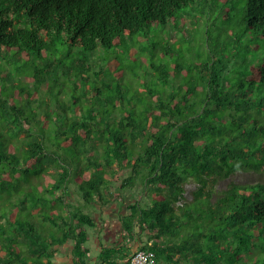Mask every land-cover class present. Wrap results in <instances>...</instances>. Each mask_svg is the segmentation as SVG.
Instances as JSON below:
<instances>
[{"label":"trees","instance_id":"trees-1","mask_svg":"<svg viewBox=\"0 0 264 264\" xmlns=\"http://www.w3.org/2000/svg\"><path fill=\"white\" fill-rule=\"evenodd\" d=\"M241 170L264 173V0H0V264H88L86 207L138 183L119 219L158 264H264Z\"/></svg>","mask_w":264,"mask_h":264},{"label":"rangeland","instance_id":"rangeland-1","mask_svg":"<svg viewBox=\"0 0 264 264\" xmlns=\"http://www.w3.org/2000/svg\"><path fill=\"white\" fill-rule=\"evenodd\" d=\"M219 27H222L221 21L218 24ZM187 43V44H186ZM184 44L186 49L188 48L189 44L186 41ZM188 51V50H187ZM4 67V65H2ZM22 79L29 80L30 77L27 75H23ZM129 175V170L120 171L118 177H116V182L114 186H112V189H115L117 184L121 182V179L123 177H126ZM263 179L264 180V173L259 174L254 171H237L234 173L231 177L228 179H234L236 181H253V179ZM226 182V181H225ZM224 183V181L222 182ZM186 187V198L187 201L192 199V190L195 188V183L191 180L185 185ZM70 190L72 191V198L76 197L79 198L80 195L78 194V186L76 183H72L70 186ZM143 192V186L142 184L138 183L135 187H129L125 190H122V192L119 194L118 198L119 201H121L123 204H120L118 201H112L109 204H102L99 201H96L92 204H89L86 207V210H90L92 214L96 217L98 220V227L103 226L105 232H109L110 236L114 234V232L121 227V221L118 219L119 214L126 209V204L130 203L138 198V195H140ZM106 220H109V224H106ZM111 220V221H110ZM96 228H89V231L94 235V230ZM71 242L66 244L64 248L58 253L56 256L57 260H61L62 262L66 263L68 259L70 258L69 251L71 248ZM141 248V247H140ZM139 249V248H137ZM128 259V258H127Z\"/></svg>","mask_w":264,"mask_h":264},{"label":"crops","instance_id":"crops-1","mask_svg":"<svg viewBox=\"0 0 264 264\" xmlns=\"http://www.w3.org/2000/svg\"><path fill=\"white\" fill-rule=\"evenodd\" d=\"M119 219V217H118ZM111 221V220H110ZM106 224H109V220H106ZM103 226L98 227L94 230V235L90 233V240H89V260L88 264H101V261L98 260V255L101 252L102 245H112L117 246L118 248V254L117 257L114 260L113 264H127V258L137 249L140 248L142 245V242L144 239H146V236L144 235H138L135 234L133 237L130 235L128 236L127 233H125L122 230V227L118 228L112 236H110L109 232L103 231ZM114 244V245H113ZM126 245L128 248H124ZM70 258L66 263L62 262L61 260H58L62 262L63 264H70L71 263V248L69 251Z\"/></svg>","mask_w":264,"mask_h":264},{"label":"built area","instance_id":"built-area-1","mask_svg":"<svg viewBox=\"0 0 264 264\" xmlns=\"http://www.w3.org/2000/svg\"><path fill=\"white\" fill-rule=\"evenodd\" d=\"M183 199L179 203L183 204ZM127 264H158L155 253L152 250L139 248L136 249L127 259ZM168 264H177L174 261Z\"/></svg>","mask_w":264,"mask_h":264},{"label":"clouds","instance_id":"clouds-1","mask_svg":"<svg viewBox=\"0 0 264 264\" xmlns=\"http://www.w3.org/2000/svg\"><path fill=\"white\" fill-rule=\"evenodd\" d=\"M185 201H183V203H184ZM181 204V203H180Z\"/></svg>","mask_w":264,"mask_h":264}]
</instances>
